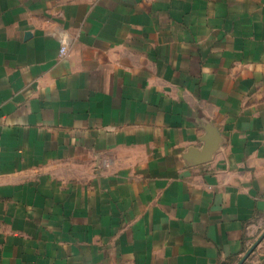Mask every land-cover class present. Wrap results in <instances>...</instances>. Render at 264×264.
Here are the masks:
<instances>
[{
  "label": "crops",
  "instance_id": "1",
  "mask_svg": "<svg viewBox=\"0 0 264 264\" xmlns=\"http://www.w3.org/2000/svg\"><path fill=\"white\" fill-rule=\"evenodd\" d=\"M0 264H264V0H0Z\"/></svg>",
  "mask_w": 264,
  "mask_h": 264
},
{
  "label": "built area",
  "instance_id": "2",
  "mask_svg": "<svg viewBox=\"0 0 264 264\" xmlns=\"http://www.w3.org/2000/svg\"><path fill=\"white\" fill-rule=\"evenodd\" d=\"M67 45L65 42L62 43L60 49H59V56L62 57L66 54Z\"/></svg>",
  "mask_w": 264,
  "mask_h": 264
}]
</instances>
